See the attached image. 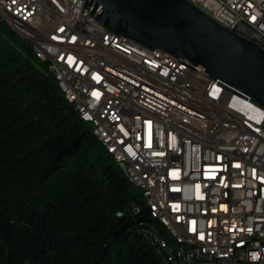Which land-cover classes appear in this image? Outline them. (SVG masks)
<instances>
[{
	"label": "built area",
	"instance_id": "1",
	"mask_svg": "<svg viewBox=\"0 0 264 264\" xmlns=\"http://www.w3.org/2000/svg\"><path fill=\"white\" fill-rule=\"evenodd\" d=\"M187 1L236 36L264 40V0ZM100 13L89 0H0V16L45 53L156 212L189 239L184 255L204 264L211 250L221 264H264V107L186 60L110 31ZM238 244L246 254L231 255Z\"/></svg>",
	"mask_w": 264,
	"mask_h": 264
},
{
	"label": "trees",
	"instance_id": "2",
	"mask_svg": "<svg viewBox=\"0 0 264 264\" xmlns=\"http://www.w3.org/2000/svg\"><path fill=\"white\" fill-rule=\"evenodd\" d=\"M32 48L0 21V264H165L145 195Z\"/></svg>",
	"mask_w": 264,
	"mask_h": 264
},
{
	"label": "water",
	"instance_id": "3",
	"mask_svg": "<svg viewBox=\"0 0 264 264\" xmlns=\"http://www.w3.org/2000/svg\"><path fill=\"white\" fill-rule=\"evenodd\" d=\"M97 20L142 46L203 69L264 107V50L225 30L187 0H89Z\"/></svg>",
	"mask_w": 264,
	"mask_h": 264
},
{
	"label": "bare ground",
	"instance_id": "4",
	"mask_svg": "<svg viewBox=\"0 0 264 264\" xmlns=\"http://www.w3.org/2000/svg\"><path fill=\"white\" fill-rule=\"evenodd\" d=\"M0 21L6 23L18 36H20L22 39L31 44L37 59L41 63H47L51 66V61L48 60V57L45 56V53L43 51L38 50L37 45L34 44V41H30L29 39L23 37V34L22 32H20V30H15V23H13L12 19L0 16ZM219 22H228V15H219ZM240 38L249 41V33L240 32ZM253 43L259 46L262 50H264V40L262 38L253 37ZM54 76L55 81L63 92L66 101L70 105L75 107L80 119L93 128L95 136L105 146L107 151L113 156L117 165L128 179L129 183H131V185H133L134 187L138 188L145 195L147 205L152 211L154 219L158 222L157 226H151V228H154V236L147 235L148 242L152 243V245L157 248L165 264H182V260L183 263L195 264V255H184V252H182L189 251V239H182L181 237H178L177 229H175L174 224L171 223L170 219H168L167 216H164L163 213L156 212V203H153L152 198H150V192L145 191V186L139 184L138 181L135 180L134 174H132L131 170H128L127 163H124V160L121 159L120 154H117V152L113 150V146L110 145V143L106 142L105 138H103V136L101 135V129H99L98 126H95V121L92 120L91 115L84 114V112H81L80 102L74 100V98L70 97V94L66 92L65 82H63L61 78H58L55 73ZM188 188H192V191H199V182H195V180H188ZM161 235H164V237ZM242 254H246L245 244H238L236 246L231 247V255ZM203 260L204 264H221V261L214 260V251L211 250L203 251Z\"/></svg>",
	"mask_w": 264,
	"mask_h": 264
},
{
	"label": "rangeland",
	"instance_id": "5",
	"mask_svg": "<svg viewBox=\"0 0 264 264\" xmlns=\"http://www.w3.org/2000/svg\"><path fill=\"white\" fill-rule=\"evenodd\" d=\"M35 62L40 66V63L38 62V60H35Z\"/></svg>",
	"mask_w": 264,
	"mask_h": 264
}]
</instances>
